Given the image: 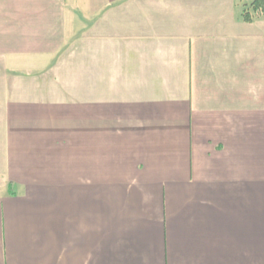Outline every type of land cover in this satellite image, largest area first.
<instances>
[{
    "label": "crops",
    "instance_id": "crops-1",
    "mask_svg": "<svg viewBox=\"0 0 264 264\" xmlns=\"http://www.w3.org/2000/svg\"><path fill=\"white\" fill-rule=\"evenodd\" d=\"M251 1L0 0V264H264Z\"/></svg>",
    "mask_w": 264,
    "mask_h": 264
},
{
    "label": "trees",
    "instance_id": "trees-1",
    "mask_svg": "<svg viewBox=\"0 0 264 264\" xmlns=\"http://www.w3.org/2000/svg\"><path fill=\"white\" fill-rule=\"evenodd\" d=\"M261 18H264V0H252L244 5L242 19L245 22H253Z\"/></svg>",
    "mask_w": 264,
    "mask_h": 264
}]
</instances>
